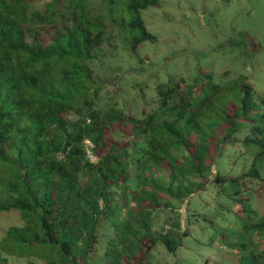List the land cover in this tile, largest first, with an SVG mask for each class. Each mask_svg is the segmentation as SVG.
<instances>
[{
  "label": "trees",
  "instance_id": "16d2710c",
  "mask_svg": "<svg viewBox=\"0 0 264 264\" xmlns=\"http://www.w3.org/2000/svg\"><path fill=\"white\" fill-rule=\"evenodd\" d=\"M160 1L0 0V264H264L253 63L138 70Z\"/></svg>",
  "mask_w": 264,
  "mask_h": 264
},
{
  "label": "rangeland",
  "instance_id": "374dc122",
  "mask_svg": "<svg viewBox=\"0 0 264 264\" xmlns=\"http://www.w3.org/2000/svg\"><path fill=\"white\" fill-rule=\"evenodd\" d=\"M46 1L50 0H40L39 6H43ZM144 17L149 29L158 36L159 41L156 55L153 52L151 55H139L143 59L137 62L138 70L165 72L167 69L176 68L180 61L185 71L191 72L195 69L194 66L198 65L200 69H211L215 74L226 67L238 73L244 62L250 60L257 80V93H264V0H161L155 11L145 12ZM29 30L28 28V40L31 39ZM241 36L245 41L247 37L250 49L254 52H251L246 44L238 45V48L237 45H231L234 38ZM171 54L174 57L166 65L165 57L170 55V58ZM93 68L97 69L96 66ZM104 72L105 69L101 75L104 81L111 82L115 79V72ZM110 87L115 91V86ZM129 112L135 114L134 105H129ZM91 158L95 159L94 155H91ZM220 166L223 171L229 170L226 160L221 161ZM205 193L202 191L191 198L190 205L200 207V195ZM261 207L263 208V205ZM181 210L185 215V208ZM201 210L199 211L202 213L213 215L216 209ZM262 210L264 212V209ZM15 221L14 213L2 214L0 233L3 234V229L6 230ZM190 240L192 238L188 239ZM200 254L201 251L198 250L194 257ZM190 256L189 252L188 259ZM226 257L224 253L218 258L216 256L215 264ZM234 259L239 263V258Z\"/></svg>",
  "mask_w": 264,
  "mask_h": 264
},
{
  "label": "clouds",
  "instance_id": "9594fccd",
  "mask_svg": "<svg viewBox=\"0 0 264 264\" xmlns=\"http://www.w3.org/2000/svg\"><path fill=\"white\" fill-rule=\"evenodd\" d=\"M209 262H212V264H215L214 260H209ZM223 262H224V260H222L221 262H218L217 264H222Z\"/></svg>",
  "mask_w": 264,
  "mask_h": 264
}]
</instances>
